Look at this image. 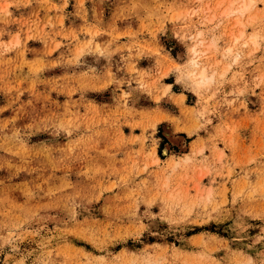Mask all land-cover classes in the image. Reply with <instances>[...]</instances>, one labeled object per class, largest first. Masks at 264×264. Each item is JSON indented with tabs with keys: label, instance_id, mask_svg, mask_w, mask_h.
Masks as SVG:
<instances>
[{
	"label": "rangeland",
	"instance_id": "rangeland-1",
	"mask_svg": "<svg viewBox=\"0 0 264 264\" xmlns=\"http://www.w3.org/2000/svg\"><path fill=\"white\" fill-rule=\"evenodd\" d=\"M250 1L0 0V264H264Z\"/></svg>",
	"mask_w": 264,
	"mask_h": 264
},
{
	"label": "bare ground",
	"instance_id": "bare-ground-1",
	"mask_svg": "<svg viewBox=\"0 0 264 264\" xmlns=\"http://www.w3.org/2000/svg\"><path fill=\"white\" fill-rule=\"evenodd\" d=\"M251 6H253V1L251 0L250 2L248 3H243L242 5H240L239 8L237 9H234L233 11H239L241 13H244L246 10H248ZM206 49V48H205ZM231 48L228 49V51H230ZM204 54V53H203ZM201 57V56H200ZM204 59V58H203ZM208 59V57H207ZM194 63L197 65V66H200V60L197 59V60H194ZM204 65V64H203ZM208 71H207V67L206 65L200 67L199 71H197L196 73H193V76L195 78V82L197 85H205L206 82L209 81V79L211 77L208 76ZM191 79V78H190Z\"/></svg>",
	"mask_w": 264,
	"mask_h": 264
}]
</instances>
